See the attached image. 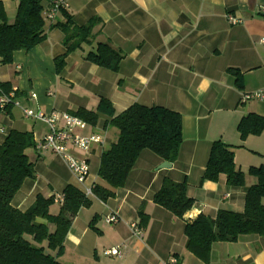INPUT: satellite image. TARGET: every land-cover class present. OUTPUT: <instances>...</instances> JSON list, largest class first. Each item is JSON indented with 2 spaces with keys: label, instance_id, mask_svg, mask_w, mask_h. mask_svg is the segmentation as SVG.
Masks as SVG:
<instances>
[{
  "label": "crops",
  "instance_id": "1",
  "mask_svg": "<svg viewBox=\"0 0 264 264\" xmlns=\"http://www.w3.org/2000/svg\"><path fill=\"white\" fill-rule=\"evenodd\" d=\"M7 20L15 19L18 0H0ZM67 12L77 25L90 20L94 26L90 44L68 53L56 72L55 58L63 55L64 34L52 27L62 20L46 21V39L30 50L13 53L12 63H0V82H9L23 106L75 113L84 108L96 111L99 101H110L117 115L134 103L161 106L182 117V143L169 166L149 150H143L122 187L111 188L99 178L102 152L117 140L118 131L101 115L87 132L99 134L103 145L92 144L88 152L72 150L89 163L87 183L109 189L106 201L91 197L81 208L66 234L62 264H264V235H240L233 242L212 244L209 261H201L186 247L184 226L203 214L215 218L220 210L242 213L246 193L257 183L251 167L264 166V128L259 135L241 139L240 119L254 113L264 118V100L241 102L244 93L264 87V0H65ZM241 23L231 25L225 15ZM99 42H107L123 54L117 71L85 59ZM229 69L239 72L236 82ZM35 93L36 99H30ZM17 112V115L15 114ZM29 121V122H26ZM0 144L8 131L30 132L40 137L48 127L24 118L18 107L10 106L0 115ZM45 128V129H44ZM42 135V136H43ZM220 140L232 147L234 163L245 175L242 186H230L226 175L215 181L201 180L211 145ZM34 166V177L24 180L11 204L27 210L37 195H61L76 180L62 158L52 152L26 150ZM186 181L193 206L182 218L153 202L162 182ZM264 203V201H263ZM59 202L50 207L58 211ZM140 206L148 224L138 226ZM54 208V211H52ZM117 214L118 221L106 217ZM98 232L90 228L93 217ZM135 224L138 233L133 234ZM119 247V255L103 251Z\"/></svg>",
  "mask_w": 264,
  "mask_h": 264
},
{
  "label": "trees",
  "instance_id": "2",
  "mask_svg": "<svg viewBox=\"0 0 264 264\" xmlns=\"http://www.w3.org/2000/svg\"><path fill=\"white\" fill-rule=\"evenodd\" d=\"M53 0H18L15 19L7 20L6 11L0 1V63H12V56L18 50H30L46 39L45 13ZM62 20L52 27L63 34L66 51L55 58L56 72L64 66L66 55L82 44H90L96 19L87 24L77 25L66 9L61 11ZM123 54L107 42H99L96 49L89 51L85 59L111 71H117ZM239 81V72L229 69ZM12 91L9 82H0V94ZM15 97L20 94L14 92ZM10 107L8 105L6 110ZM90 125H96L99 117H107V124L118 131L117 140L105 149L100 157L98 176L111 188L122 187L129 171L143 150H149L167 162H174L182 143V117L179 113L161 106H145L134 103L115 115L109 100L102 98L96 111L84 108L75 113ZM264 128V118L254 113L243 116L237 124L241 139L249 135H259ZM34 147V137L30 132L10 130L0 144V264H62L58 261L64 252V240L72 220L81 208L91 205L87 197L76 186L64 188L58 211L52 213L50 207L56 203L55 196L37 195L34 203L25 211L12 206L11 201L27 178L34 177V166L26 155V150ZM249 174L257 183L249 187L244 203V211L235 213L225 210L217 212L215 218L200 214L184 226L186 249L201 261L207 263L212 244L233 242L240 235H264V166L251 167ZM220 174L226 175L230 186H242L245 175L234 163L231 146L220 140L212 143L201 180L215 181ZM186 181L174 182L165 179L154 194L153 202L175 217L182 218L194 200L187 195ZM94 196L106 201L113 195L109 189L95 185ZM138 226L143 229L148 224V215L143 207L138 210ZM94 216L90 228L95 230ZM28 237L30 239H28Z\"/></svg>",
  "mask_w": 264,
  "mask_h": 264
},
{
  "label": "built area",
  "instance_id": "3",
  "mask_svg": "<svg viewBox=\"0 0 264 264\" xmlns=\"http://www.w3.org/2000/svg\"><path fill=\"white\" fill-rule=\"evenodd\" d=\"M66 8L67 3L65 0H53L49 9L46 10L45 19L47 21H54L61 14V11ZM259 12L264 14V6L259 8ZM225 17L231 25L241 23L240 19H237L231 14H226ZM261 42L264 44V39ZM30 99H36V94L31 93ZM251 99L264 100V87L250 93H244L240 101L245 102ZM8 105L18 107L24 118L43 122L48 127L47 133L43 136H33L34 150L38 153L52 152L60 156L72 172L77 187L85 196L94 197L93 188L95 185L87 183L89 176L88 160L85 157H78L72 152V150L88 152L92 144L103 145L104 140L99 134L87 132L91 128V125L74 113L55 110L44 112L40 109L23 106L16 99L13 92L0 94V115L6 112ZM0 132L6 133V129L0 126ZM61 199V195L54 197L55 202H60ZM117 221L118 216L115 213L106 217L107 223H115ZM131 229L133 234L138 233V228L135 224L131 226ZM119 253V247L104 251L106 255H119ZM176 262V259H171L172 264H176Z\"/></svg>",
  "mask_w": 264,
  "mask_h": 264
},
{
  "label": "water",
  "instance_id": "4",
  "mask_svg": "<svg viewBox=\"0 0 264 264\" xmlns=\"http://www.w3.org/2000/svg\"><path fill=\"white\" fill-rule=\"evenodd\" d=\"M162 165H163V167H166V166H169L170 164H169V162H164Z\"/></svg>",
  "mask_w": 264,
  "mask_h": 264
},
{
  "label": "rangeland",
  "instance_id": "5",
  "mask_svg": "<svg viewBox=\"0 0 264 264\" xmlns=\"http://www.w3.org/2000/svg\"><path fill=\"white\" fill-rule=\"evenodd\" d=\"M15 114L17 115V112H16ZM26 122H29V121H26ZM29 123H30V122H29ZM44 129H45V128H44ZM42 135H43V134H42ZM42 135H41V136H42ZM41 136H40V137H41ZM52 211H54V208H52ZM28 239H30V238L28 237ZM103 253H104V251H103Z\"/></svg>",
  "mask_w": 264,
  "mask_h": 264
}]
</instances>
